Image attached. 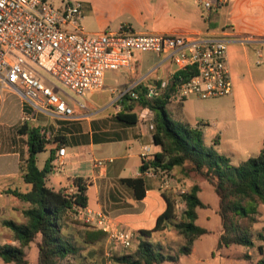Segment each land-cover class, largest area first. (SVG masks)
Listing matches in <instances>:
<instances>
[{"label": "crops", "instance_id": "1", "mask_svg": "<svg viewBox=\"0 0 264 264\" xmlns=\"http://www.w3.org/2000/svg\"><path fill=\"white\" fill-rule=\"evenodd\" d=\"M172 1L176 10L167 7L163 20L160 22L158 20V23L154 22L155 24L152 25L144 23L143 28L149 27L151 28L149 30H135L130 21L122 22L120 25L131 26L137 32L156 34H200L208 31L220 34L225 31L233 38L228 43L226 52L232 92L228 96L204 100L210 103L207 108L198 113L202 118L201 121L197 119L191 123L184 117L185 103L189 101L188 98L176 99L177 101L173 103V100H170L167 106L169 114L175 121L200 128L206 144L213 146L219 154L229 160L231 165L241 164L249 158L258 156L260 153L252 157L250 154L253 150L261 152L264 147V114L256 117L255 114L253 115L260 106L264 108L262 91L264 86V0H221V5L215 8L219 16L211 22L209 21L210 11L207 12L202 8L200 0ZM190 2L198 6L200 11L192 7ZM187 6L190 7L189 11L186 10L184 13L178 11L185 10ZM138 13L142 15L143 12L140 10ZM87 15L90 13L86 8L82 21L85 31L100 32V30L87 29L85 25ZM167 15L173 16L175 21L166 22ZM177 72H179L178 68L164 55L136 53L132 68L106 73L104 88L85 97L86 110L79 109L76 100L70 97L72 102H67L76 107L78 116L76 118L57 117L50 111L37 110L21 95L8 89L19 97L21 111L19 125L29 119L26 110L33 115V121L37 120L38 115H43L69 122L59 126L53 124L57 128L56 138L64 142L65 155L58 157L56 153L60 164H54V171L47 175L48 186L65 190L74 185L75 178L86 179L88 209L105 214L122 229L137 233L142 230H152L157 218L167 208L162 195L165 192L163 178L143 177L146 193L142 199H137L134 190L123 183L122 179L142 177L144 148L149 149L147 159L161 151V148L154 143L153 130L149 127L150 121L143 120L145 116L153 120L154 114L147 116L144 110L139 113L137 109H134L138 120L132 125L122 123L116 116L123 109L122 98L128 89L133 88L135 91L136 88L141 87L147 90L150 86L159 85L161 82H166L168 87ZM2 87L5 88L0 80V88ZM3 88L0 90V101ZM163 91L161 90L160 93ZM1 115L2 112H0V120ZM17 125V123L7 125L9 129L7 136L12 137L14 142L9 144V149L4 151V154H16L19 157L15 134ZM5 143L6 139L0 138V152H3L1 151L3 148L5 149ZM25 150L27 151V148ZM240 150H244L248 156L247 159H234ZM22 152L24 154V151ZM38 156L37 166L42 169L45 162L39 166ZM99 160L105 161L106 165L97 166L95 163ZM2 165L6 167V164ZM17 166L19 164H14V168ZM23 183L25 182L20 176L19 169L0 175V224L5 220H11L10 217L14 214H19L26 219L23 211L29 207V204L5 193L8 189L24 192L21 187ZM199 186L202 190L203 184ZM216 212L218 213L217 210ZM152 237L153 235L146 238L151 241ZM12 245L19 246V243L15 241ZM31 245L24 248L25 255L30 251ZM194 249L193 246L192 252ZM35 258L33 264L38 262V250L35 252Z\"/></svg>", "mask_w": 264, "mask_h": 264}, {"label": "trees", "instance_id": "2", "mask_svg": "<svg viewBox=\"0 0 264 264\" xmlns=\"http://www.w3.org/2000/svg\"><path fill=\"white\" fill-rule=\"evenodd\" d=\"M218 16L217 11L212 9L209 21ZM191 74H194L192 70L177 72L172 83L153 99H147V90L141 87L135 89L137 99L125 94L122 98L123 109L116 117L122 123L132 125L138 120V115L134 112L136 106L149 109L154 114L153 140L161 151L152 158L143 159L141 172L152 168L160 173H171L175 168L189 164V170L210 183L219 197L218 214L222 229L216 249L233 245L252 248L255 245L252 230L258 222L257 208L260 204L264 205V147L258 156L237 166L231 165L213 146L206 144L200 128L173 120L167 109L171 95L179 79ZM18 134L25 138L27 148L26 156L19 164L20 176L26 184L31 185V190L24 193L18 189H8L5 193L29 204V207L23 211L25 223L3 221L13 232V240L19 246L0 245V259L6 264H30L24 248L35 243L38 250L36 264H75L72 258L80 255L82 248L64 235V229L71 225L81 228L82 244L93 246L96 249L94 254L99 259L104 258L108 233L75 217V205H88V181L75 178L73 184L76 189L72 194L66 193V189H55L47 184V175L55 169L56 153L64 147L63 140L56 138L55 146L49 148L51 142L44 128L27 121L18 129ZM46 151L50 154L44 168L40 169L37 166V156ZM122 182L134 190L137 199L145 197L146 184L143 177L122 179ZM200 191V186L195 184L180 196L185 206L180 220L176 217L177 200L163 192L167 208L157 218L155 227L139 232L141 240L134 254L113 256L111 262L161 264L166 260L177 262L179 256L190 255L195 242L201 236L211 233L197 224L198 209L209 207L200 199ZM169 227L185 238V245L179 248L176 256L163 255L147 239ZM258 239L264 242V231L258 234ZM258 249L262 257L254 264H264V246L260 245ZM245 259L250 260V255H246Z\"/></svg>", "mask_w": 264, "mask_h": 264}, {"label": "built area", "instance_id": "3", "mask_svg": "<svg viewBox=\"0 0 264 264\" xmlns=\"http://www.w3.org/2000/svg\"><path fill=\"white\" fill-rule=\"evenodd\" d=\"M221 0H200L209 12L221 5ZM86 6L80 2L62 1L55 7L48 0H0V80L40 111L54 116L76 118V107L44 82L48 74L77 98L104 88L106 73L133 66L136 53H153L170 59L179 71L194 74L180 78L170 100L197 97L203 100L228 96L232 92L227 63V45L233 40L225 31L217 34H156L133 30L120 25L117 29L87 33L82 25ZM166 82L150 86L145 97L153 99L167 88ZM137 99L133 88L125 93ZM123 95V96H124ZM76 100V99H75ZM81 110L84 102L76 100ZM150 129H154L153 120ZM149 149L142 153L147 160ZM65 155V148L57 151ZM57 157V158H58ZM54 164H60L59 159ZM99 167L105 161L95 163ZM142 177L166 175L154 169L141 172ZM72 185L66 193L75 192ZM75 217L108 233L105 255L109 258L118 249H130L138 240L137 232L122 229L103 213L87 207H74Z\"/></svg>", "mask_w": 264, "mask_h": 264}, {"label": "rangeland", "instance_id": "4", "mask_svg": "<svg viewBox=\"0 0 264 264\" xmlns=\"http://www.w3.org/2000/svg\"><path fill=\"white\" fill-rule=\"evenodd\" d=\"M52 5L55 7H60L62 1L68 0H48ZM71 2L80 1L82 2L90 15L86 16L85 25L88 30H97V31H104L108 29H115L119 26L122 22L130 21L134 26L135 30L138 31H145L151 28H143L144 23L147 25L155 24L154 22H160L163 20L165 13L167 12V7H171V10L174 9V2L172 0H70ZM167 6H166V5ZM165 5V6H163ZM190 5L195 9L200 11L198 6H194L193 4ZM189 6L186 7L185 10L179 9L178 11L184 13L186 10L189 11ZM141 10L142 15L138 12ZM169 11V10H168ZM202 11V10H201ZM166 22L173 23L175 20L173 16H166ZM157 22V23H158ZM151 31V30H150ZM258 59V58H257ZM45 76V84L51 88H53L56 92L60 93L61 97L68 102H72L71 98H74L78 101L86 102L85 98H77L72 93H70L65 87H63L57 80L52 78L46 73H43ZM256 77V76H255ZM256 79V78H255ZM264 84V83H263ZM5 87V86H4ZM3 88V87H2ZM0 88V90L2 89ZM6 88V87H5ZM3 88L1 91V98L0 101V112H2L1 120H0V138L6 139L5 149L3 148L0 152V175L4 174L8 171L18 170L19 166L14 168V164H20L21 158L26 156V145H25V138L20 137L18 134V129L21 127L19 125L20 118H21V111H20V104H19V97L16 93L9 91L8 89ZM263 95H264V86L262 87ZM189 101L185 103L184 109V117L189 119L191 123L197 121V119L202 120L200 114H198L203 109L207 108L210 101H204L203 99L197 97H190L188 98ZM176 99L172 101L175 102ZM172 108V107H171ZM141 113L144 110L149 116L152 112L140 106H137L135 110ZM90 115V112L87 111ZM255 114V117L258 115L264 114V108L260 106ZM26 115L28 116V123H32L38 126H42L48 135V140L51 142L49 148L55 146V140L57 136V128L54 125L59 126L62 123H69L63 122L59 119L49 118L43 115H38L37 120L33 121V115L30 114L28 110H26ZM88 115V116H89ZM17 123V128H15V134L17 135V147L19 157L16 154H4V151H8L9 144L14 142V139L7 136V132L9 129L7 125H13ZM24 123V122H23ZM22 123V124H23ZM54 124V125H53ZM214 130V129H213ZM215 131V130H214ZM19 136V137H18ZM264 139V138H263ZM262 142V139H261ZM7 144V145H6ZM258 149V148H257ZM24 151V154L23 152ZM222 151V150H221ZM16 152V151H15ZM48 153L45 152L38 156V164L41 166L44 164L45 160L48 157ZM260 152L259 150H253L250 157L258 155ZM247 154L244 150H240L236 153L234 159L245 158L247 159ZM2 164H6L4 167ZM12 164V166H10ZM239 165V164H234ZM190 165L186 164L184 167H177L171 173H160L162 176L166 175V179L169 183L166 186H163L166 193L172 195L177 200V220H180L181 214L185 209L184 204L181 202L180 196L185 192L189 191L192 186L195 184H203V189L199 193L200 199L207 204L209 207L205 209H198L199 218L197 224L201 227H205L211 231V233L201 236L194 244V251L190 255L186 256H179V261L172 262L166 260L161 264H254L258 259L262 257L259 252L258 247L260 245L264 246V242L258 239V234L264 231V205L260 204L257 208V217L258 222L254 225L252 230V238L255 241V245L252 248H247L243 246L233 245L229 248H222L216 249L219 235L221 233V218L219 214L216 212L219 209V197L215 192L214 187L208 183L204 178L198 176L194 172L189 170ZM24 192L29 191L31 186L29 184L23 183L21 186ZM174 190V191H173ZM25 217V216H24ZM11 220L18 224H23L26 222L19 214L11 215ZM64 235L74 241L80 248H82L80 255H78L75 259L72 258L73 263L79 264H92L97 261L100 264H113L111 262L112 257L116 255H121L122 253L134 254L138 248L140 243V235H138V240L135 242L134 246L130 249H118L117 251L113 252V256L107 257L105 255L104 258L99 259L100 257L95 255V248L93 246H84L81 242V228L76 225H71L64 229ZM151 243H153L156 250L160 251L163 255H171L176 256L178 255L179 248L185 245V238L179 235L172 227L168 229L157 232L153 234V237L150 239ZM13 244L15 241L13 240V232L8 229L3 223L0 224V244ZM107 249V245L105 247V252ZM28 254L26 255V259L30 264L35 262V252L37 250V246L32 244ZM213 252L215 254L213 255ZM246 255H250V260L245 259ZM0 264H6L0 259Z\"/></svg>", "mask_w": 264, "mask_h": 264}]
</instances>
